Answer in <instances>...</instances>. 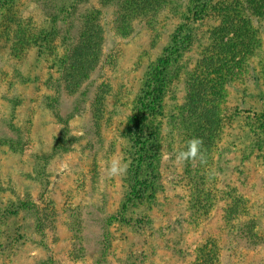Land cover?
Masks as SVG:
<instances>
[{"label":"rangeland","instance_id":"1","mask_svg":"<svg viewBox=\"0 0 264 264\" xmlns=\"http://www.w3.org/2000/svg\"><path fill=\"white\" fill-rule=\"evenodd\" d=\"M223 1L174 0L123 35L116 0H0V264H195L213 244L219 264H264V21L257 51L219 93L205 162L176 159ZM91 12L101 56L75 82L68 55ZM22 33L31 44L18 51ZM168 57L162 108L141 124L156 162L143 165L134 197L130 129L149 74ZM112 159L127 171L111 176Z\"/></svg>","mask_w":264,"mask_h":264},{"label":"trees","instance_id":"2","mask_svg":"<svg viewBox=\"0 0 264 264\" xmlns=\"http://www.w3.org/2000/svg\"><path fill=\"white\" fill-rule=\"evenodd\" d=\"M202 1L203 4H208V2H204L206 0ZM172 2L174 0H116L114 4L117 7L115 20L117 31L126 35L129 29L128 25L134 18L155 13L161 10L165 4ZM203 7L204 10L208 9L206 6ZM214 10L220 22L211 33L209 42L203 50V69L193 76L189 93L191 108L184 122L187 140L201 139L206 157L208 156L207 143L213 140V133L217 126V101L219 93L223 90L222 86L237 74V70L245 67L246 61L254 55L261 42L260 29L256 21H264V0H224L219 7H214ZM3 19H5L3 21L5 29L7 24L13 23L8 17V12ZM18 24H20L19 21ZM19 30L26 31L25 29ZM81 30V40L68 55L70 57L68 77L71 80L74 78L75 82L84 78L100 60L103 30L98 14L91 12L90 15L85 16ZM15 32L16 30L14 31L13 44ZM33 37H36L34 33ZM16 40L15 44L19 45V48L16 49L18 51H23L25 45L31 44V37L26 36L25 33L19 35ZM175 49L178 50L176 58L180 57L183 54L182 46L175 42ZM172 60L168 57L152 69L139 113L133 119L134 129H130L135 138L133 139V161L129 174L130 195L134 197L140 195L141 186L144 184L143 165L156 162V159L151 156L154 145L150 143L147 146L143 141L141 124L149 113L162 108L166 90L165 78ZM9 141L12 146H15L12 139ZM195 192L197 196L194 198L192 208L195 214H199L204 207V201L201 199L204 193L199 185L195 187ZM234 247H236V243L233 244L232 248ZM219 251L220 248L214 244L207 249L203 248L200 259L195 264H219Z\"/></svg>","mask_w":264,"mask_h":264},{"label":"clouds","instance_id":"3","mask_svg":"<svg viewBox=\"0 0 264 264\" xmlns=\"http://www.w3.org/2000/svg\"><path fill=\"white\" fill-rule=\"evenodd\" d=\"M203 141L199 138H192L187 141L184 150L177 152L176 159L178 162L196 161L205 162V155L202 149ZM108 173L111 176L122 175L127 171V165L119 159H112L109 162Z\"/></svg>","mask_w":264,"mask_h":264}]
</instances>
